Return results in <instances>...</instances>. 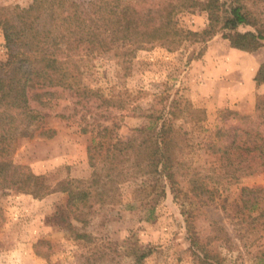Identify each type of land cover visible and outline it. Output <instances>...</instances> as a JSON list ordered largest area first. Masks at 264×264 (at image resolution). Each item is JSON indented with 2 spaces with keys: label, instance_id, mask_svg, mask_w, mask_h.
I'll list each match as a JSON object with an SVG mask.
<instances>
[{
  "label": "rangeland",
  "instance_id": "374dc122",
  "mask_svg": "<svg viewBox=\"0 0 264 264\" xmlns=\"http://www.w3.org/2000/svg\"><path fill=\"white\" fill-rule=\"evenodd\" d=\"M31 1L0 0V6L25 7ZM242 2L256 26L264 30V0ZM206 24V12L198 9L180 12L174 18L180 31L201 30ZM253 29L241 25L237 30ZM229 47L221 31L207 42L186 41L175 50L151 44L129 56H119L115 49L99 51L82 46L75 57L81 84L96 90L100 97H82L57 83L50 86L56 92L55 99L47 107L32 103L41 118L40 126L19 137L12 160L43 175L51 185L65 178L87 179L92 171L89 147L96 146L90 152L99 153V161L104 145L113 144L117 137H130L133 129L147 124L150 117L174 114L178 117L172 119V126L186 130L193 144L181 154L189 170L186 178L195 175L210 182L216 174L212 167L216 159L206 145L221 123L220 110L227 108L239 116L252 117L257 96L264 95L257 91L252 103L244 99L217 104V92L224 85L214 77V67L221 64ZM5 58L0 27V61ZM222 77L224 82L235 79L233 74ZM187 103L204 110L202 122L185 121L182 116ZM231 117V126H247ZM136 176L120 185L114 201L102 203L92 192L86 204L75 210L66 208L63 192L34 198L0 183V264H132L135 246L152 249L142 264H203L199 250L193 253L189 236L223 264H264L263 218L251 221L240 197L241 188L259 187V204L264 205L263 172L223 184L220 198L212 203H200L188 193L190 198L185 202L193 204H187L186 214L180 204L184 196L175 198L167 187L165 196L157 197L154 203V177ZM178 179L187 192V179ZM147 203L155 204L150 219L144 218ZM77 232L83 234L79 239L75 238Z\"/></svg>",
  "mask_w": 264,
  "mask_h": 264
},
{
  "label": "trees",
  "instance_id": "16d2710c",
  "mask_svg": "<svg viewBox=\"0 0 264 264\" xmlns=\"http://www.w3.org/2000/svg\"><path fill=\"white\" fill-rule=\"evenodd\" d=\"M197 9L206 12L204 28L182 31L175 28L176 15ZM241 25L254 29L240 32L237 29ZM0 27L6 48V58L0 61V183L34 198L63 192L66 208L75 210L86 204L92 192L102 203L114 201L120 185L142 173L154 177L155 192L151 196L154 203L157 197L165 196L168 187L175 198L184 196L180 204L186 214L187 204H193L185 202L189 201L188 193L200 203H212L220 198L219 187L223 184L237 182L255 172L264 173V95L257 96L252 117L239 116L227 108L220 110L221 123L206 145L216 159L212 165L216 174L210 182L195 175L186 178L189 170L185 169L181 154L193 144L186 130L172 126V119L178 117L174 114L166 118L150 117L147 124L134 128L130 137L125 140L117 137L113 144L104 145L99 161V153L90 152L96 146L89 147L92 171L87 179L65 178L51 185L43 175L34 174L28 166L12 160L19 137L40 126L41 118L32 103L47 107L55 99L56 92L50 86L57 83L82 97H100L96 90L81 84L75 57L82 46L99 51L115 49L119 56H129L151 44L175 50L186 41L207 42L221 31L231 47L252 52L264 46V30L256 26L242 0H32L25 7L0 6ZM254 81L257 85L264 82V62ZM184 109L182 117L186 122L198 124L205 119L201 108L187 103ZM229 115L247 126H231ZM178 176L187 179V192H183ZM261 191L259 187L241 188V207L251 221L263 218L264 222V205L259 204ZM147 204L144 218L150 219L155 204ZM65 218L60 215L61 221ZM1 221L0 210V228ZM66 226L72 231L69 223ZM82 235L77 232L75 238ZM189 239L193 253L199 250L203 264H223L217 258L214 260L205 248L200 249L196 238L189 236ZM151 250L135 246L132 264H142Z\"/></svg>",
  "mask_w": 264,
  "mask_h": 264
},
{
  "label": "crops",
  "instance_id": "0c3cea01",
  "mask_svg": "<svg viewBox=\"0 0 264 264\" xmlns=\"http://www.w3.org/2000/svg\"><path fill=\"white\" fill-rule=\"evenodd\" d=\"M263 62L264 46L252 52L229 47L223 61L221 60V64L214 67L216 70L214 77L224 85L217 92V104L222 106L244 99L252 103L257 91L264 92V82L257 85L254 81V76ZM221 73L225 77L233 74L235 75V79L224 82L222 80L224 77H222ZM214 100L209 99V101Z\"/></svg>",
  "mask_w": 264,
  "mask_h": 264
}]
</instances>
